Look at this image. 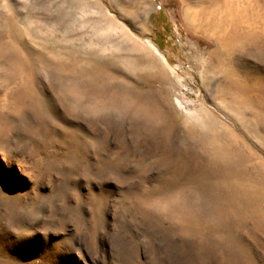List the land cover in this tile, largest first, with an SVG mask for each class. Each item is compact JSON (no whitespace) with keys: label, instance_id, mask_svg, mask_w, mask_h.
I'll list each match as a JSON object with an SVG mask.
<instances>
[{"label":"rangeland","instance_id":"obj_1","mask_svg":"<svg viewBox=\"0 0 264 264\" xmlns=\"http://www.w3.org/2000/svg\"><path fill=\"white\" fill-rule=\"evenodd\" d=\"M218 6L0 0V264H264V226L200 183L230 147L264 178V118L225 86L264 91V12L231 46Z\"/></svg>","mask_w":264,"mask_h":264},{"label":"bare ground","instance_id":"obj_2","mask_svg":"<svg viewBox=\"0 0 264 264\" xmlns=\"http://www.w3.org/2000/svg\"><path fill=\"white\" fill-rule=\"evenodd\" d=\"M220 4L226 5L227 7L226 9L229 10V13L233 9H237L239 11V13H237L236 15L237 17H234V14H233L234 12H232L234 18L231 16L230 18L231 24L229 22V24L232 26V28L230 26L231 33L227 35L228 37L226 36L227 37L226 39L223 38L224 40L221 41V43L229 44L231 46L237 45L240 41H242L243 39H247L249 37V36L246 37V34L244 33L246 29L244 32L240 30L241 28L240 24L244 22L245 17L249 18L248 13H247L249 12L248 9H251V7L252 8L256 7L258 10L261 9L264 12V0H199V2H197V0L195 2H191V0L190 1L182 0V5L184 8L183 17L188 22V24L194 28L195 24L198 25L199 23L203 22V20L205 21V19L211 22L214 19L213 16L215 15H213L210 10H212L211 8H214L218 5L220 6ZM256 12L257 10L255 11V13ZM226 16H229V14ZM218 18L219 16L216 18V20H218ZM256 19L257 17H255V20ZM222 20H223V17H222ZM225 23L226 22H224V24ZM212 24H213V21H212ZM238 26H240L239 30H238ZM207 27H210V26H207ZM262 34L263 33H261V35ZM250 35L252 34L250 33ZM254 36H251V37H254ZM213 37L215 38L214 35ZM253 40L255 41V39ZM238 48L240 47L238 46ZM225 86L230 91L229 94H230L231 101L235 104L237 108L238 107L240 108L239 112L241 114L248 115V112H249L250 114L252 113L251 115H253L254 113H257L258 116L264 118V91L263 90L259 89L258 87H255L254 85L253 86L247 85V83L242 82V81L234 82L230 80L226 83ZM242 157L239 156L238 152H235V150H233V148L230 147L229 152L227 154L220 155L217 158L215 156L213 157L214 158L213 160L208 161V162H203L200 166V169H201V174L199 176L200 183L203 182L205 183V185H207L210 188V191L212 193L214 200L222 204L225 207L231 219H235L237 221L243 222L244 219L250 218L256 224H258L260 228H262L264 226V178H262L261 177L262 175H260L259 173L254 172L253 174L252 173L248 174L249 170L245 168L246 159Z\"/></svg>","mask_w":264,"mask_h":264},{"label":"trees","instance_id":"obj_3","mask_svg":"<svg viewBox=\"0 0 264 264\" xmlns=\"http://www.w3.org/2000/svg\"><path fill=\"white\" fill-rule=\"evenodd\" d=\"M159 16H160V12L158 13V15H157V17H156L154 24H155L156 27H160V28H162L161 24H163V26H164V31H166L165 28H166V24H168V19H167V17H165V18L163 19V22H162L161 24H159V22H160V21H159ZM154 45H155L156 47H159L158 44H157L155 41H154Z\"/></svg>","mask_w":264,"mask_h":264}]
</instances>
